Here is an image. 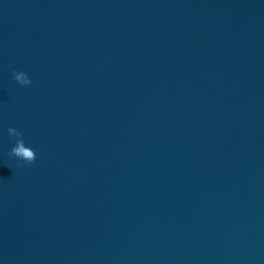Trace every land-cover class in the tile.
I'll return each mask as SVG.
<instances>
[{
	"label": "water",
	"instance_id": "obj_1",
	"mask_svg": "<svg viewBox=\"0 0 264 264\" xmlns=\"http://www.w3.org/2000/svg\"><path fill=\"white\" fill-rule=\"evenodd\" d=\"M0 264H264V0H0Z\"/></svg>",
	"mask_w": 264,
	"mask_h": 264
},
{
	"label": "clouds",
	"instance_id": "obj_2",
	"mask_svg": "<svg viewBox=\"0 0 264 264\" xmlns=\"http://www.w3.org/2000/svg\"><path fill=\"white\" fill-rule=\"evenodd\" d=\"M14 72V79L20 85H30L32 83L31 79L24 72L16 73V69L12 70ZM8 133H15V135H10L15 137V143L11 148L9 155L15 156L19 160L23 161V165L18 166H30L36 160V152L30 146L25 145L23 139V132L16 129L15 127H9L7 129Z\"/></svg>",
	"mask_w": 264,
	"mask_h": 264
}]
</instances>
